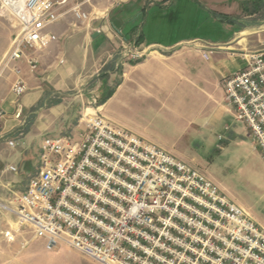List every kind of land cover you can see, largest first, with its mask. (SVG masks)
Returning a JSON list of instances; mask_svg holds the SVG:
<instances>
[{
  "label": "built area",
  "instance_id": "1",
  "mask_svg": "<svg viewBox=\"0 0 264 264\" xmlns=\"http://www.w3.org/2000/svg\"><path fill=\"white\" fill-rule=\"evenodd\" d=\"M70 1L1 0L19 27L7 66L26 57L30 71L37 70L33 54L58 40L49 28ZM90 1L67 12L87 24L92 14L81 6ZM110 1L115 7L129 0ZM137 40L125 47L124 59L140 62L154 50L137 49ZM13 71L17 100L27 87L20 70ZM223 87L235 121L248 129L264 160V48L247 55L245 67L225 78ZM79 125L76 137L44 138L35 176L10 207L0 204L19 228L50 250L63 245L95 264H264V230L200 171L100 111L83 113Z\"/></svg>",
  "mask_w": 264,
  "mask_h": 264
},
{
  "label": "crops",
  "instance_id": "2",
  "mask_svg": "<svg viewBox=\"0 0 264 264\" xmlns=\"http://www.w3.org/2000/svg\"><path fill=\"white\" fill-rule=\"evenodd\" d=\"M82 1L71 0L62 9L66 13L50 27L49 31L58 40L33 54L38 58L36 71H30L26 57L12 63L20 70L19 78L27 91L17 100L12 98L10 86L17 79L14 71L7 90L0 91V189L11 194L22 193L35 176L44 138L74 134L81 129L80 119H75L84 108L82 99L88 93H94L90 97L94 103L95 98L98 99L97 110L92 108V111H100L111 122H125L123 119L130 113L166 112L189 129L212 125L225 114H233L224 99V79L245 67L247 55L258 51L257 44L264 45L262 0L215 1L225 6L223 10L219 7L207 10L222 23V28L217 30L223 35L221 39L177 37L166 42L148 41L142 28L125 25L135 18L145 20L146 7L161 5L163 0H129L115 7L110 0L90 1L81 8L85 12H88L86 8L92 9L88 12L92 14L91 21L99 20L93 17L94 13L103 14L100 20H104V24L90 21L73 31L70 26L75 18L67 10ZM140 2L145 3L143 8L137 5ZM173 2L175 0L168 7ZM238 7L247 13L245 19L258 17L261 20L248 21L249 24L236 21L231 14ZM113 12L116 24L112 20ZM107 20L110 23L106 24ZM136 39L137 49L154 48L140 62L123 58L125 47ZM102 58L105 62L98 65ZM93 85L97 88L92 89ZM17 112L21 113L18 118ZM126 128L144 137L141 129ZM218 140H222L221 136ZM10 141L14 142L13 147L9 146ZM252 158L248 170L253 194L233 202L264 230V160L260 153ZM9 167L15 171H10ZM0 199L4 198L0 195ZM5 220L6 225H13L11 219Z\"/></svg>",
  "mask_w": 264,
  "mask_h": 264
},
{
  "label": "rangeland",
  "instance_id": "3",
  "mask_svg": "<svg viewBox=\"0 0 264 264\" xmlns=\"http://www.w3.org/2000/svg\"><path fill=\"white\" fill-rule=\"evenodd\" d=\"M94 1L96 0H91V3ZM155 1L152 0V2ZM215 1L220 0H175L170 7L151 4L146 7L145 20L143 17L135 18L130 24L125 25L132 27L134 24V26L136 25L142 28V30L146 31V38H149L148 41L159 40L166 42L168 39L177 37L188 39L198 37L207 41H216L223 37L222 33L217 31L222 28V23H219L218 20L217 22L211 16V11L207 9L218 10L219 7L223 10L225 6L215 3ZM234 2L236 0H231V3ZM225 4L228 5L229 1ZM137 5L143 8L145 3L140 2ZM85 10L89 12L92 9L86 8ZM262 12V15H264V10ZM246 14L242 11L241 7H238L231 14V17L243 23L246 21V24H249L248 21L260 19L258 17L245 19ZM98 15L103 16L101 13H98ZM114 15L115 12L112 14V20L115 22L116 18H114ZM91 22L92 24H104V20L101 21L100 18L99 20ZM107 23L110 22L107 20ZM79 27H83V23L73 19L70 26L71 30H77ZM223 28L225 27L223 26ZM18 32V24L3 10L0 0L1 93L7 90L12 81L14 67L12 64L6 65V55L14 36ZM262 48H264V45L261 46L259 43L255 49L260 50ZM103 62H105V58H102L98 65H101ZM114 81H111L112 84ZM94 88L97 87L93 85L92 89ZM92 94L88 93L83 97L84 108L80 113L76 114L77 117L75 120H79L85 112L88 114L94 113L91 110H87L88 108L97 110L95 105L98 99L95 98V103L93 100H90ZM197 98L195 99L197 100ZM88 101L90 103H87ZM168 115L166 112L130 113L126 114L125 119H123L125 122H120V124L116 122L117 120H112V123L127 130V126L141 129L144 135L141 138L166 150L176 158L192 163L194 167L192 165L190 166L211 180L230 200H240L242 197L252 196L253 192L249 180L251 174L248 168L252 165V156H258L260 152L253 145V140L245 126L236 122L233 114H225L219 121H215L212 125L208 124L207 126L194 127L192 129L187 128L183 122H178L174 116ZM114 117L116 118L115 115ZM225 128L228 129L226 130ZM71 135L76 137L77 132ZM218 136H221V141L218 140ZM0 192H2L0 195L4 198L0 199V204L10 207L14 201V194L7 192L6 189H0ZM4 218L11 219L13 225H6ZM7 233H9L10 237L6 236ZM0 264L95 263L77 251L63 245L58 249H48L45 240L33 238L29 229L19 228L16 225L14 216L0 208Z\"/></svg>",
  "mask_w": 264,
  "mask_h": 264
},
{
  "label": "bare ground",
  "instance_id": "4",
  "mask_svg": "<svg viewBox=\"0 0 264 264\" xmlns=\"http://www.w3.org/2000/svg\"><path fill=\"white\" fill-rule=\"evenodd\" d=\"M87 110H91L92 111V109H90V108H88ZM93 112V111H92Z\"/></svg>",
  "mask_w": 264,
  "mask_h": 264
},
{
  "label": "trees",
  "instance_id": "5",
  "mask_svg": "<svg viewBox=\"0 0 264 264\" xmlns=\"http://www.w3.org/2000/svg\"><path fill=\"white\" fill-rule=\"evenodd\" d=\"M109 94L111 95V92H110ZM110 95H109V96H110ZM109 96H108V97H109Z\"/></svg>",
  "mask_w": 264,
  "mask_h": 264
}]
</instances>
